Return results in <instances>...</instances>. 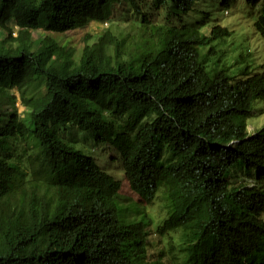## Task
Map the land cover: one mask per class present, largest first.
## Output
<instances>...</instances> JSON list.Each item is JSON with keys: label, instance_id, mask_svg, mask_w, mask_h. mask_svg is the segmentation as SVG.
<instances>
[{"label": "trees", "instance_id": "16d2710c", "mask_svg": "<svg viewBox=\"0 0 264 264\" xmlns=\"http://www.w3.org/2000/svg\"><path fill=\"white\" fill-rule=\"evenodd\" d=\"M247 2L264 39V0ZM205 3L0 0V264H264V128L237 124L264 101V66L227 74L216 45L231 32L204 31ZM112 7L139 37L109 28L77 55L53 36ZM83 132L115 149L147 204L163 192L156 230L178 242L158 259L153 220L123 219L121 181L72 145Z\"/></svg>", "mask_w": 264, "mask_h": 264}, {"label": "rangeland", "instance_id": "374dc122", "mask_svg": "<svg viewBox=\"0 0 264 264\" xmlns=\"http://www.w3.org/2000/svg\"><path fill=\"white\" fill-rule=\"evenodd\" d=\"M205 5L208 7L211 6L212 15L208 19L212 21L204 28V31L209 34L210 29L214 25H219L222 28H227L231 32L230 37H226L219 45H216L221 50V65L226 68L227 74L230 77L239 76L247 69L255 71L260 66H264V39L255 27L259 7L249 5L247 0H235L228 8H221L218 0H206ZM226 10H229L228 14L225 13ZM107 15L108 20L104 23L98 24L93 22L82 24L74 31L64 34H54L53 36L60 42L74 48L77 55L82 53L87 42L92 43L98 35L109 28L116 32L124 30L132 39L139 37L141 32L136 27L139 25L137 23V17L130 14L127 16L121 7L107 8ZM204 17L205 15H200L199 20H202ZM13 27L17 32L18 28L14 25ZM47 34L43 28H40L31 32L29 38L39 43ZM214 64L210 63L211 66ZM12 95L18 97L17 91H12ZM8 106L9 108L13 107V105ZM15 106L20 113L24 111L19 100ZM243 121L241 118L237 121V124L246 125L250 134H254L264 128V101L256 102L251 117ZM72 145L84 154L93 156L101 168L115 175L121 181L122 188L120 190L118 209L119 215H122L123 219L126 220V218H129L140 221L147 215L148 218L153 220V224L147 229L148 237L146 245L148 261L151 262L158 259L162 251L167 253L169 242L173 238L177 239V236L163 237L156 230L166 219V210L164 209L166 199L163 192L157 196L151 205L142 200L131 190L127 176L120 166V159L115 149L107 144L97 143L91 132L80 133L77 141L72 143ZM123 208L125 212H123Z\"/></svg>", "mask_w": 264, "mask_h": 264}, {"label": "clouds", "instance_id": "9594fccd", "mask_svg": "<svg viewBox=\"0 0 264 264\" xmlns=\"http://www.w3.org/2000/svg\"><path fill=\"white\" fill-rule=\"evenodd\" d=\"M229 10H226L225 13L228 14Z\"/></svg>", "mask_w": 264, "mask_h": 264}]
</instances>
